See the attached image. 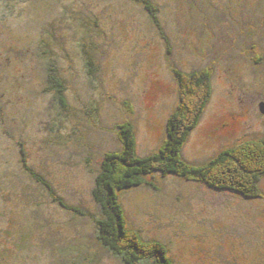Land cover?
Masks as SVG:
<instances>
[{"label": "rangeland", "instance_id": "374dc122", "mask_svg": "<svg viewBox=\"0 0 264 264\" xmlns=\"http://www.w3.org/2000/svg\"><path fill=\"white\" fill-rule=\"evenodd\" d=\"M151 1L157 20L136 0H0V225L23 237L22 264H125L96 239V176L123 151L122 127L138 156L164 146L170 118L203 94L194 86L188 101L190 74L207 73L210 92L180 159L204 167L264 142V0ZM28 169L85 214L53 202ZM214 174L232 180L226 167ZM145 182L119 193L126 228L174 264H264V175L257 198L178 174ZM29 239L41 246L32 259Z\"/></svg>", "mask_w": 264, "mask_h": 264}, {"label": "trees", "instance_id": "16d2710c", "mask_svg": "<svg viewBox=\"0 0 264 264\" xmlns=\"http://www.w3.org/2000/svg\"><path fill=\"white\" fill-rule=\"evenodd\" d=\"M136 1L143 3L154 19L157 20L156 5L151 0ZM49 70L48 83L58 94L59 101L65 108L64 85L57 76L56 70L51 68ZM208 77L207 73H192L186 78V81H181L188 88L186 94L188 101L198 97L199 91H195V87L203 88V94L199 97L198 107L196 104L193 107L188 104L187 114H183V112L173 114L168 124L167 141L158 152L149 156H138L135 151L133 132H130L129 126L122 127L125 129L122 130L123 151L107 154L101 165L100 173L96 176L93 197L99 205L100 211V215L95 219L97 224L96 239L101 247L119 256L125 264H174L168 257L167 249L164 248L163 244L157 241L145 243L139 234L126 228L124 211L118 199L119 193L142 184L152 186L151 183L145 182V176L149 174L159 173L162 176L178 174L203 181L213 189L227 188L246 198L260 197L255 183L260 176L264 175V142L262 141H254L240 146L242 150H238L239 153L229 149L222 153L221 157L224 156L225 158H219L216 162L213 160L204 167H190L179 157L181 146L193 126L198 122L209 95ZM191 80L193 81L192 85ZM231 153L233 155L236 153L237 157H232ZM21 160L26 162L25 154ZM118 165L122 166L123 169L117 171ZM222 166L223 168L226 167L227 171H231L232 180L230 184H221L217 179H214L216 167ZM27 171L36 182L49 191L53 202L66 210L85 214L77 207L67 205L60 196L54 193L50 183L42 175H38L30 169ZM37 240H26L28 242L26 244H30L28 247L30 259L33 258L35 250L41 249ZM18 241H24L23 237L16 238L8 226L3 228L0 225V264H12L8 263L10 259L6 261L7 256L11 257L12 255L13 258L14 256L19 257L18 261L22 264L23 261L20 257L24 248L22 244L17 243ZM30 250H32L31 253ZM8 251H12V253Z\"/></svg>", "mask_w": 264, "mask_h": 264}, {"label": "water", "instance_id": "95a60500", "mask_svg": "<svg viewBox=\"0 0 264 264\" xmlns=\"http://www.w3.org/2000/svg\"><path fill=\"white\" fill-rule=\"evenodd\" d=\"M262 112H264V107L262 108Z\"/></svg>", "mask_w": 264, "mask_h": 264}]
</instances>
